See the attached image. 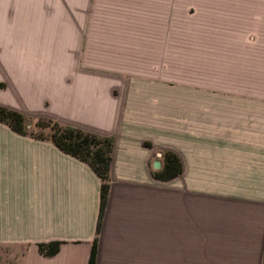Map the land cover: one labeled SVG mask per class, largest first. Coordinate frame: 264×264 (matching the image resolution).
<instances>
[{
	"label": "crops",
	"instance_id": "crops-1",
	"mask_svg": "<svg viewBox=\"0 0 264 264\" xmlns=\"http://www.w3.org/2000/svg\"><path fill=\"white\" fill-rule=\"evenodd\" d=\"M57 5L63 15L43 14ZM194 7L209 24L187 47L186 0H0V106L18 118L39 108L46 70L69 76L51 87L52 114L104 134L113 83L79 71L152 69L175 26L181 55L179 141L167 150L179 169L155 177L165 161L152 167L147 138L115 143L97 230L89 164L0 120V264H88L93 241V264H264V0ZM51 241L54 253L39 250Z\"/></svg>",
	"mask_w": 264,
	"mask_h": 264
},
{
	"label": "rangeland",
	"instance_id": "rangeland-1",
	"mask_svg": "<svg viewBox=\"0 0 264 264\" xmlns=\"http://www.w3.org/2000/svg\"><path fill=\"white\" fill-rule=\"evenodd\" d=\"M195 0H186V39L187 47L189 42H194L195 29L200 30V23H206L208 27L209 17L196 18L194 16ZM64 6L43 7V14L65 13ZM196 24L198 27L196 28ZM170 53L165 55V60L157 62L154 57L152 69H123V70H81L88 77L94 75L105 77L107 82L106 90L112 93L117 99V117L104 134L88 132L86 129L80 130L74 128L83 134H90L94 138L89 144L90 149L105 150L104 139L111 140L110 152L112 146L120 140H142L143 143L152 141L154 146V159L161 161L163 153L168 148L176 150L179 138V116H178V77H179V58L176 26L172 31ZM183 57V55H182ZM187 55V59H188ZM61 73V71H58ZM51 73V72H50ZM48 76V72H42V96L37 110H25V113L16 117L7 116L4 121L18 128H24L27 135L51 141L55 128L64 129L68 126L65 121L56 118L52 114L51 87L57 81L59 83L69 82V76L54 80ZM66 77V78H65ZM60 81V82H59ZM54 83V84H53ZM0 87H2L0 85ZM31 105L32 102H26ZM17 105V103H13ZM7 113L13 112L8 107L0 106ZM55 112V111H54ZM19 119V121H17ZM109 132V133H108ZM131 138V139H127ZM133 138V139H132ZM149 140H147V139ZM159 154L158 156L156 154Z\"/></svg>",
	"mask_w": 264,
	"mask_h": 264
},
{
	"label": "trees",
	"instance_id": "trees-1",
	"mask_svg": "<svg viewBox=\"0 0 264 264\" xmlns=\"http://www.w3.org/2000/svg\"><path fill=\"white\" fill-rule=\"evenodd\" d=\"M16 115L13 112H6L4 109L0 108V120H5L7 116ZM12 126V125H11ZM55 133L51 137V141L63 152L68 153L72 156H75L89 164L92 170L96 173V175L101 180L100 191H99V211L97 216L96 230L99 227V223L101 220L102 210L106 200L107 194V169L109 163V152L111 146V140L104 139L105 150L100 149H90L89 144L94 138L90 134H83L75 130L71 127H66L64 129H60L58 127L55 128ZM94 144V143H92ZM164 165L163 168L159 171L155 172V177L163 178L166 176H172L177 173L179 169L177 157L169 152L163 153ZM57 241H51L47 244H39V250L46 254H52L56 251L58 247ZM47 248L43 251V248ZM94 262V241L91 246V251L88 259V264H93Z\"/></svg>",
	"mask_w": 264,
	"mask_h": 264
},
{
	"label": "water",
	"instance_id": "water-1",
	"mask_svg": "<svg viewBox=\"0 0 264 264\" xmlns=\"http://www.w3.org/2000/svg\"><path fill=\"white\" fill-rule=\"evenodd\" d=\"M156 155L158 156L159 154L157 153ZM152 167L154 169L159 168V161L158 160H154L153 163H152Z\"/></svg>",
	"mask_w": 264,
	"mask_h": 264
}]
</instances>
